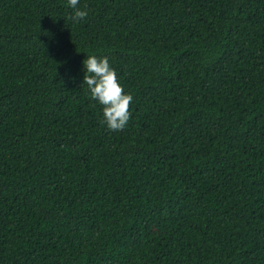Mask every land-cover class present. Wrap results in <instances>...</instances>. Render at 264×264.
Listing matches in <instances>:
<instances>
[{"label":"trees","instance_id":"obj_1","mask_svg":"<svg viewBox=\"0 0 264 264\" xmlns=\"http://www.w3.org/2000/svg\"><path fill=\"white\" fill-rule=\"evenodd\" d=\"M0 264H264V0H0Z\"/></svg>","mask_w":264,"mask_h":264}]
</instances>
